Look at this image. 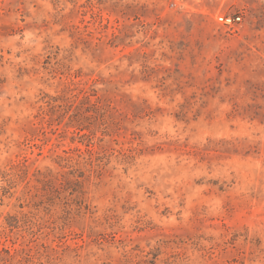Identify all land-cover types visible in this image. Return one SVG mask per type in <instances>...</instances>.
<instances>
[{"label":"rangeland","instance_id":"1","mask_svg":"<svg viewBox=\"0 0 264 264\" xmlns=\"http://www.w3.org/2000/svg\"><path fill=\"white\" fill-rule=\"evenodd\" d=\"M0 264H264V0H0Z\"/></svg>","mask_w":264,"mask_h":264},{"label":"built area","instance_id":"2","mask_svg":"<svg viewBox=\"0 0 264 264\" xmlns=\"http://www.w3.org/2000/svg\"><path fill=\"white\" fill-rule=\"evenodd\" d=\"M218 21L226 27H233L236 23L241 21V14H224L217 17Z\"/></svg>","mask_w":264,"mask_h":264}]
</instances>
